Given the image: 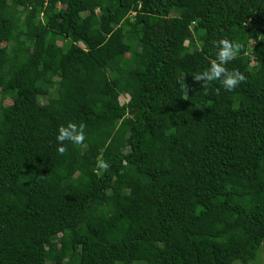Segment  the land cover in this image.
Segmentation results:
<instances>
[{
  "label": "trees",
  "instance_id": "1",
  "mask_svg": "<svg viewBox=\"0 0 264 264\" xmlns=\"http://www.w3.org/2000/svg\"><path fill=\"white\" fill-rule=\"evenodd\" d=\"M221 38L246 80L205 94ZM262 242L264 0H0V264H250Z\"/></svg>",
  "mask_w": 264,
  "mask_h": 264
},
{
  "label": "clouds",
  "instance_id": "2",
  "mask_svg": "<svg viewBox=\"0 0 264 264\" xmlns=\"http://www.w3.org/2000/svg\"><path fill=\"white\" fill-rule=\"evenodd\" d=\"M213 44L217 51L215 58L210 60L209 67L192 75L193 80L205 90V94H207V90L213 81H219L226 91H231L246 80L245 75L238 69L229 70L226 67L229 62L235 60L242 52L243 45L227 38L218 39ZM215 91L219 92V89ZM85 138V125L83 123L77 125L69 122L66 126H59L58 135L56 136L59 145L57 148L58 153L64 155L67 152L65 141L79 145L84 142ZM97 167L106 171L109 168V164L100 160Z\"/></svg>",
  "mask_w": 264,
  "mask_h": 264
},
{
  "label": "rangeland",
  "instance_id": "3",
  "mask_svg": "<svg viewBox=\"0 0 264 264\" xmlns=\"http://www.w3.org/2000/svg\"><path fill=\"white\" fill-rule=\"evenodd\" d=\"M191 38H194V36L192 35ZM252 65H254V62H252ZM129 99V97L127 95H122L121 97V101L125 102ZM41 100V99H40ZM43 101V100H42ZM52 247H50L49 249H51ZM239 261H235V264H242V263H236ZM47 264H54L53 262H48ZM63 264H66L65 262ZM135 264H140L139 262L135 263ZM250 264H264V242H262L257 250V257L251 261Z\"/></svg>",
  "mask_w": 264,
  "mask_h": 264
}]
</instances>
